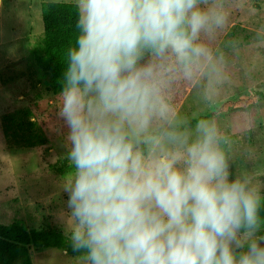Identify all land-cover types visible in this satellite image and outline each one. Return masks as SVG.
<instances>
[{"label":"clouds","instance_id":"9594fccd","mask_svg":"<svg viewBox=\"0 0 264 264\" xmlns=\"http://www.w3.org/2000/svg\"><path fill=\"white\" fill-rule=\"evenodd\" d=\"M2 3V0H0ZM58 116L66 237L80 264H264V191L217 126L181 125L165 78L209 56L208 0H74Z\"/></svg>","mask_w":264,"mask_h":264},{"label":"rangeland","instance_id":"374dc122","mask_svg":"<svg viewBox=\"0 0 264 264\" xmlns=\"http://www.w3.org/2000/svg\"><path fill=\"white\" fill-rule=\"evenodd\" d=\"M0 3V223L66 232L67 129L58 116L55 89L41 64L42 2ZM224 16L222 26L202 33L209 56L191 78L170 74L165 96L178 123L213 122L233 177L249 176L264 191V0H208ZM33 107L42 143H9L1 117ZM32 264H80L56 248L30 249Z\"/></svg>","mask_w":264,"mask_h":264},{"label":"trees","instance_id":"16d2710c","mask_svg":"<svg viewBox=\"0 0 264 264\" xmlns=\"http://www.w3.org/2000/svg\"><path fill=\"white\" fill-rule=\"evenodd\" d=\"M43 24V47L41 64L49 73L56 90L60 92L63 79V54L76 36L77 12L72 2H42L40 4ZM33 107L3 114L1 125L5 139L11 143L32 147L42 143L36 131L37 121ZM56 248L67 255L73 252L66 234L57 229H28L16 223H0V264H32L30 249Z\"/></svg>","mask_w":264,"mask_h":264}]
</instances>
